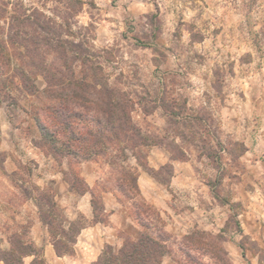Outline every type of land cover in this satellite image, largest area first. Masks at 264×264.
Instances as JSON below:
<instances>
[{"label":"rangeland","instance_id":"1","mask_svg":"<svg viewBox=\"0 0 264 264\" xmlns=\"http://www.w3.org/2000/svg\"><path fill=\"white\" fill-rule=\"evenodd\" d=\"M21 22L30 33L67 41L66 49L75 44L80 54L93 53L86 70L99 65L103 83L131 96L145 144L128 149L124 162L111 163L113 147L93 160L57 159L41 146L33 113L51 131L58 124L48 112V84L32 71L43 61L52 73L64 65L45 46L35 60L20 59L41 95H25L11 83L0 100V250L17 234L35 245L33 226L50 209L41 195L60 203L55 175L79 196L74 178L84 179L83 165L93 163L103 177L93 191L111 227L106 244L118 249L145 229L135 218L138 200L115 187L127 167L150 179L143 184L153 199L139 186L170 248L162 264H223L204 246L231 264H264V0H0L1 36ZM172 160L183 162L177 175ZM104 187L119 200L117 224L105 212ZM67 201L58 208L69 219ZM74 220L95 223L82 213ZM193 232L195 245L186 240ZM97 251L95 240L86 252Z\"/></svg>","mask_w":264,"mask_h":264},{"label":"trees","instance_id":"2","mask_svg":"<svg viewBox=\"0 0 264 264\" xmlns=\"http://www.w3.org/2000/svg\"><path fill=\"white\" fill-rule=\"evenodd\" d=\"M14 25L13 33L8 34L7 37L1 36L2 29L0 30V100H6L5 97L8 96L6 89L11 83L25 95L37 97L41 95L35 77L33 78L18 62L27 57L35 60L40 54L39 47L45 46L48 52L56 53L64 68L56 69L52 73L42 69L45 63L43 61L35 65L41 68L40 71L35 69L32 71L36 76L43 75L48 84L46 94L49 99L48 112L53 114V119L58 124L51 131L40 114L33 113L42 134L41 146H49L57 159L68 157L81 162L93 160L113 147L116 148V155L111 163H116L119 159L123 162L128 161L127 150L145 144L140 128L133 123L134 103L131 96L107 82L103 83L99 75L101 72L99 65L94 66V64L89 71L86 70L88 55L93 57L95 56L93 53H87L85 56L77 51L79 46L75 44H68L69 49H66L67 41L50 35L40 37L38 34L30 33L20 27L23 25L22 22ZM10 46L16 48L17 52L13 53ZM22 49L25 50L24 53ZM16 55L19 57L18 60ZM72 119L83 121L85 128L77 130ZM123 142L126 144L121 145ZM74 179L73 189L81 194L89 191L82 177L75 176ZM138 179V173L123 167L118 171L114 183L124 195L138 200L135 205V218L145 229L139 237L125 239L118 249L107 243L93 264H162L170 253L163 230L158 226L153 227L158 222V218L152 213L151 206L143 199ZM76 183H83L84 187L78 189ZM108 190L110 189L107 187L103 188V191ZM42 197L48 199L50 209L48 212H41V219L49 227L57 254L60 256L73 254L77 237L86 224L63 217L54 196L51 198L49 195H41V199ZM92 203L93 222L105 223L106 220L98 213L94 191ZM39 207L42 210V205ZM65 223L68 225L65 226ZM62 238L72 244L63 241ZM195 238L193 232L186 237L187 243L195 245ZM11 242L9 249L0 250V260L5 264H24L25 257L31 255L35 256L31 264H47L33 242L25 241L19 234L15 235ZM204 247L209 254L213 253L218 261L231 264L216 251L209 249V246ZM188 256L192 258L190 253Z\"/></svg>","mask_w":264,"mask_h":264},{"label":"crops","instance_id":"3","mask_svg":"<svg viewBox=\"0 0 264 264\" xmlns=\"http://www.w3.org/2000/svg\"><path fill=\"white\" fill-rule=\"evenodd\" d=\"M182 163V161L172 160L176 175ZM83 166H85V169L83 170L84 172L82 173V175L89 187V191L79 196H75L74 192L70 188L69 183L64 180V176L62 177V174L60 173L55 175L57 178H59L58 183H60L61 185L59 189L60 192L58 194L60 198L57 200L58 202L63 203V200L66 199L67 201V199L69 198V201H67L69 202V204L64 205L68 209L67 211L69 212V220H74L78 214L82 213L87 219L93 221V190L95 187L99 186V184L103 180V177L101 175V172H98V170L96 169L95 164L85 163ZM146 178V175H144V172H142L139 176V184L141 185L143 194L151 200L153 198H151L147 187L143 184L148 183V181H150V179ZM102 195L103 200L105 201V212L108 213V216L109 218H111V221L116 222L117 224L116 220L118 213L114 211H118L119 208V200L117 196L115 195L113 190L102 191ZM35 226H37L36 229ZM109 228L111 227L101 222L89 224V226H86L81 230L80 234L77 237V241L74 245L75 253L73 255L64 256H60L57 254L54 245L51 241L49 227L41 220V218L35 222L32 234H35L33 239L34 243L36 247L42 248L43 256L45 257L46 262L48 264H93L98 259V257L103 251V248L105 247L107 239L106 234L109 233ZM39 230H41V233ZM94 239L97 242L98 251L97 253L90 255L86 252V249L89 250L91 247H93L95 242ZM31 259L32 256H27V258L25 259V264H30ZM0 264L5 263L0 262Z\"/></svg>","mask_w":264,"mask_h":264}]
</instances>
